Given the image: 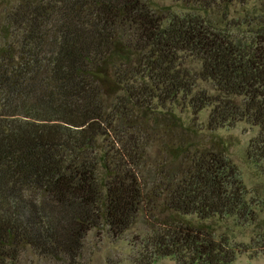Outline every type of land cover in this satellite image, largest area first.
<instances>
[{
	"label": "trees",
	"instance_id": "1",
	"mask_svg": "<svg viewBox=\"0 0 264 264\" xmlns=\"http://www.w3.org/2000/svg\"><path fill=\"white\" fill-rule=\"evenodd\" d=\"M166 2L0 0V264H85L92 231L141 219L136 264H235L217 224L258 227L256 199L220 139H199L258 128L247 157L264 177V11Z\"/></svg>",
	"mask_w": 264,
	"mask_h": 264
},
{
	"label": "rangeland",
	"instance_id": "2",
	"mask_svg": "<svg viewBox=\"0 0 264 264\" xmlns=\"http://www.w3.org/2000/svg\"><path fill=\"white\" fill-rule=\"evenodd\" d=\"M157 1L168 4L166 0ZM244 2L245 5L237 2L228 11L227 20H248L255 18L264 11V0H244ZM200 84L204 87L203 83ZM208 114L209 110H204L199 117V121L205 123ZM180 115L184 122L191 123V120H193L192 122L195 124L198 123V120L190 112L181 113ZM258 131V128L246 122H238L233 127L217 130L214 133L205 132L199 139V142L206 146H212L210 142L214 138L220 139L226 146V156L237 166L250 196L256 199L257 206L255 210L260 221L258 227L252 225L239 226L234 218H229L217 224V233L226 236L230 245L238 249L235 264H264V248L258 237V235H264V177L258 173L254 163L248 160L247 157L249 142L258 134ZM150 164H154L153 155ZM152 166L148 167L145 173V180L149 186L158 184V180H155L156 173L151 171L153 170ZM148 232V223L144 219L138 221L128 232L118 237H108L101 230L92 231L86 240L83 253L84 263L136 264L135 260L141 257L140 253L145 250L143 239ZM153 264H176V262L167 257L158 259Z\"/></svg>",
	"mask_w": 264,
	"mask_h": 264
}]
</instances>
